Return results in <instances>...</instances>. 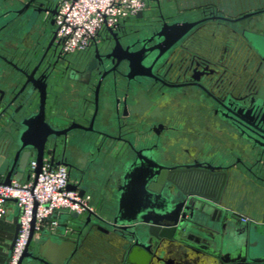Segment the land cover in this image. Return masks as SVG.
<instances>
[{"label": "water", "instance_id": "water-1", "mask_svg": "<svg viewBox=\"0 0 264 264\" xmlns=\"http://www.w3.org/2000/svg\"><path fill=\"white\" fill-rule=\"evenodd\" d=\"M35 2L43 12H49L42 21L50 46L55 39L52 0H0V10H10L13 15L10 19H15L21 10H37L32 5ZM157 10L156 30L128 44L125 53L118 58L127 63L124 76L128 82L159 80L155 76L156 67L163 64L185 38L205 24L238 20L214 11L199 14L193 10L175 12L171 9V13L165 14L159 3ZM143 17L144 12L140 11L134 19ZM256 18L251 26L245 23L236 29L255 48L260 43L264 46V32H253L252 25L264 24V14ZM109 33L113 37L117 34L111 29ZM137 43L140 46L135 49ZM192 48L196 54L211 55V51L200 44ZM110 54L113 55V51ZM93 65L92 61L88 68L90 73L95 70ZM34 70L16 75L10 82L0 79V181L29 179L30 171L36 177L47 161L69 166L72 182L68 188L77 189L83 195L87 189H94V181L89 176L96 169H104L116 159L122 166L110 208L88 212L82 225L85 215L56 212L45 219L48 225L56 217V227L44 228L34 237L32 221L17 264H69L79 248L83 230L87 228L88 232L92 227L90 223L96 220L120 233L122 264H185V260L197 263L205 259L217 264H264V206L256 222H242L238 218L233 205L237 201L235 180L238 172L243 171L228 164L227 151L211 152L203 145L185 156L177 148L160 149V140L158 144H151L143 137L139 139L134 124L138 113L134 104L124 102L121 107L119 99H100L102 79L95 86L91 105L81 101L72 113L58 116L53 93L55 82L50 81V76L36 75ZM95 74L92 72L91 80L81 79L84 96ZM250 100L249 104L218 102L219 125L227 135H235V151L248 158L244 168L264 184V96H252ZM70 119L74 120L69 122ZM105 134L111 139L108 152L102 151V155L82 164L90 148L106 145ZM120 143V147H115ZM73 145L80 148L72 158H67L65 149ZM115 148L118 152H114ZM102 214L110 220H105ZM14 224L10 250L18 231V212ZM252 235L256 238L254 244Z\"/></svg>", "mask_w": 264, "mask_h": 264}, {"label": "flooded vegetation", "instance_id": "flooded-vegetation-1", "mask_svg": "<svg viewBox=\"0 0 264 264\" xmlns=\"http://www.w3.org/2000/svg\"><path fill=\"white\" fill-rule=\"evenodd\" d=\"M32 5L37 10H21L22 13L15 19H10L13 16L10 10H0V79L10 82L16 75L21 76L22 73H30L34 69L38 76H50L52 78L50 81L56 84L53 88L56 108L69 104L64 103L65 94L73 89L75 92L77 91V100L76 104L72 102L73 104L69 105L70 108L78 105L81 101H86L91 105L94 101L95 86L102 79L98 93L100 99L102 97L119 99L120 106L124 102H128V105L129 102L133 103L138 112L134 118L135 128L138 132L137 137L139 139L143 137L147 140L146 142L150 141L151 144H158L157 140H160V149L171 150L175 142L183 141L185 134L182 126L187 120H205L216 125L221 124L218 102L236 101L249 104L252 96H264V92H262L264 89V46L260 43V45H255L256 49L253 43L247 41L236 31L237 28H241L240 24L249 23L251 26L250 23L256 22L258 15L264 14V0H254L253 5L236 10L235 13L211 10L210 6L193 9L199 14L214 11V13H223L234 19L238 18V20L228 24L225 22L216 25L205 24L193 35L185 38L169 54L167 60L156 67L155 76L159 80L139 82H128L124 76L127 63L118 58L125 53L124 48L128 44L137 40L138 37L141 39L156 30L159 13L154 18L150 14H144L145 20L141 22L139 20L138 24L123 23L113 30V32H117L115 37L110 33L104 34L96 44L82 52L64 54L55 39L48 46L49 38L44 32L42 21L48 16H45V12L41 10L42 7L38 2ZM183 11L188 12L189 10ZM249 13L251 14L246 15ZM243 15L246 16L241 17ZM257 26L256 23L252 25L253 32L263 33L264 24L257 23ZM194 44L208 46L207 49L211 51V55L196 54L192 48ZM139 46L138 43L135 44V49ZM112 51L114 56L110 54ZM92 61L95 70L90 73L88 68ZM92 72L97 74L92 75L93 82L87 84V94L84 96L81 91L84 88L81 79L90 78ZM197 104L207 112L198 114L191 111L196 108ZM70 113L72 111L69 108L64 112L56 113L55 111L58 116ZM71 120L74 119H70L69 122ZM221 132L218 136H223L226 142H231L230 145H226L228 164H232L234 168H236L237 161L244 164L245 161L234 154L236 152L235 135H227L223 130ZM115 137H118V134ZM103 138L107 139L105 142L107 146L104 144L103 148L100 147L101 149L99 147L90 148L89 152L84 154V163L82 164L94 159L97 155H102V151L108 152L111 148L109 144L111 139L107 135ZM120 146L121 143L115 144V147ZM77 148L80 147L74 145L66 147L64 155L67 158H72L71 156L75 155ZM114 150V152H118L117 148ZM244 159L248 158L245 156ZM117 160L104 168L110 170V173H114L113 177L109 174L102 181V192L109 191L110 196L97 201L96 205L92 204L94 207L92 212H97L99 207L107 210L113 203V190L120 183L119 174L122 166V163ZM49 164L50 166L56 165ZM65 167L69 172V166L65 165ZM96 170L98 171V169ZM93 173L96 174V171ZM92 196L91 200H93ZM102 216L105 220H110L106 215L102 214ZM90 218L94 219L93 216ZM238 218L241 220V216ZM85 220L86 215L81 219L80 224L82 225ZM90 224H92L91 229L101 231L108 239L121 242L120 233L111 231L106 224L97 220ZM140 229L141 226H139V237L141 236ZM255 241L256 238L252 235L251 242L254 244ZM81 245L82 242L72 258L78 259L81 256L83 252ZM122 263L123 250L121 249L117 255L113 256L110 264Z\"/></svg>", "mask_w": 264, "mask_h": 264}, {"label": "built area", "instance_id": "built-area-1", "mask_svg": "<svg viewBox=\"0 0 264 264\" xmlns=\"http://www.w3.org/2000/svg\"><path fill=\"white\" fill-rule=\"evenodd\" d=\"M151 0H52L54 13L51 14L55 40L64 54H76L123 23L134 19L143 12ZM49 16V12H45ZM34 162L31 164V169ZM72 180L64 165H53L45 161L36 175L30 171V178L22 181L12 179L8 183L0 181V219L8 211L9 202L18 208V231L5 264H17L33 223V237L42 229H54L58 219L52 218L48 225L45 219L56 212H76L83 216L92 212L89 193L79 194L77 189L68 188ZM243 222L250 218L241 216Z\"/></svg>", "mask_w": 264, "mask_h": 264}, {"label": "crops", "instance_id": "crops-1", "mask_svg": "<svg viewBox=\"0 0 264 264\" xmlns=\"http://www.w3.org/2000/svg\"><path fill=\"white\" fill-rule=\"evenodd\" d=\"M160 1L161 0H151L149 2V6H151V3L158 4L160 3ZM253 4L254 0H172L171 9L180 12L181 10H193L202 8L203 6H210L209 8L211 10H224L227 13H235L236 10H242L245 7ZM74 90L75 89H73L72 91H67V93L65 94L66 96L64 103L69 104H64L61 107H57L56 113L58 111L64 112L67 108H69L71 111H74L76 109V105L71 106V108L69 106L72 102L76 104L77 91L75 92ZM191 111L193 110L191 109ZM182 129L184 130L185 134L184 139L180 143L179 141L175 142L173 148L182 150V152L186 156L193 154L196 149L203 147V145H206L211 152H223L227 149L226 145H230L231 143L226 142L223 136H218V134L220 135L222 133V128L220 127V125H216L205 120H187L182 126ZM234 154L243 159L246 163L248 162V159H244V153H238V151H236ZM235 166L237 169L243 171V173L238 172L235 180V193L237 201L236 204L233 203L234 210L236 211V214H238V216L249 217L250 222H256L260 220V210L264 206V184L258 179L251 176V174H249V172H247L244 168V164H242L240 161H237ZM110 172L111 171L108 169H98V171H96V174H90L89 177L92 181H94L95 189H87L86 193L93 195L91 204L96 205L97 201L110 196L109 191L102 192V181L105 180L109 174L111 177L114 176V173ZM8 207L9 208L7 214L0 219V264H5L8 253L10 251L9 247L15 231L14 216L18 212V208L14 204V202H9ZM86 230L87 228L83 230L84 234H86ZM92 230H94L93 233L97 234V236L106 239L108 238L101 231L91 229V231ZM81 238V241H83V245L88 241V239H90L89 234L84 235ZM116 250L119 252L121 248L115 246V251ZM172 256L177 259V256ZM112 260L113 258L111 257L106 261L107 264H110ZM78 261L79 260L74 257L69 264H77L76 262ZM185 262H187L185 264H217L214 260L211 259H205L197 263L189 260H185Z\"/></svg>", "mask_w": 264, "mask_h": 264}, {"label": "rangeland", "instance_id": "rangeland-1", "mask_svg": "<svg viewBox=\"0 0 264 264\" xmlns=\"http://www.w3.org/2000/svg\"><path fill=\"white\" fill-rule=\"evenodd\" d=\"M157 5H158L157 3L156 4L151 3V6H148L147 9L143 11L145 12L144 14L145 15L150 14V16H153L154 18L158 14ZM159 6L162 9L163 13L169 14L171 13L172 0H161ZM139 20L141 22L145 20V18L130 19L128 22L138 24ZM207 47L208 46H204V49H207ZM262 92H264V89ZM192 110L194 111V113H198V114L199 113L203 114L207 112L206 109L204 108L201 109L198 104L196 108ZM99 209L101 208L99 207ZM93 232L94 230L92 231L90 230L86 232V234H84V235L89 234L90 239H88V241L85 242L84 245H83V241H81L83 252L81 256H79L80 259L78 258V260L80 261L76 262L77 264H107L106 262L107 260H109L111 257L113 258V256L118 254V251L117 250L115 251V246L121 248L122 243L120 241L116 242L115 239L110 240L108 238L107 239L102 238L100 236H97V234H94Z\"/></svg>", "mask_w": 264, "mask_h": 264}]
</instances>
